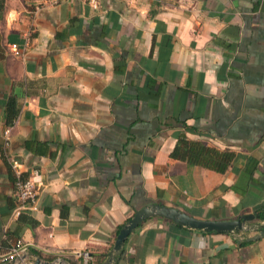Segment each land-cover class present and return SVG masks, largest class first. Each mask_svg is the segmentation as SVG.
<instances>
[{"label":"crops","instance_id":"1","mask_svg":"<svg viewBox=\"0 0 264 264\" xmlns=\"http://www.w3.org/2000/svg\"><path fill=\"white\" fill-rule=\"evenodd\" d=\"M183 140L225 169L170 157ZM20 174L34 226L16 220ZM150 203L264 227V0H0V254L19 240L11 264H80L84 251L112 264L116 229ZM255 232L149 217L117 264H264Z\"/></svg>","mask_w":264,"mask_h":264},{"label":"water","instance_id":"2","mask_svg":"<svg viewBox=\"0 0 264 264\" xmlns=\"http://www.w3.org/2000/svg\"><path fill=\"white\" fill-rule=\"evenodd\" d=\"M254 216L256 215L252 213H246L239 215L235 219H201L193 217L176 207L158 203H150L134 210L132 215L124 223H122L114 237L109 251L107 252V257L109 261H113L114 254L121 250L123 242L127 235L131 231H133L140 222L149 217H161L175 223L178 226L185 227L187 229L201 230L205 232H225L233 235L242 236L244 235L245 231H256L254 235L245 237V239L249 241L257 239L259 236L264 234V227L261 223H256L254 225L246 223ZM22 255L20 257H22ZM7 256L8 254H0V264H11L13 261L19 258L16 257L7 259ZM35 263L53 264L52 262L40 261L39 259H36Z\"/></svg>","mask_w":264,"mask_h":264},{"label":"trees","instance_id":"3","mask_svg":"<svg viewBox=\"0 0 264 264\" xmlns=\"http://www.w3.org/2000/svg\"><path fill=\"white\" fill-rule=\"evenodd\" d=\"M18 110L19 107L15 106L13 98L9 97L5 102L3 108L5 124H10L12 122L13 118H15V116L17 115ZM182 143L184 147H186V149H184L179 145H176L170 152V157L176 159H184L189 162H195L205 168H209L217 171H222L225 169L226 165L223 154H220L217 151H212L210 149H207L201 146L200 144L194 143L192 141L183 140ZM2 160L6 164V167L10 169V165L6 163V160L4 158H2ZM12 176L13 177H11V180L13 181V183H15L17 179H25L24 177L21 176V174L15 177L14 175ZM16 204H18V202ZM27 212H28L27 208L20 209L16 214L17 217L16 220L18 224L20 223V224H28L29 226H34L36 224V221L33 218H31L27 214ZM256 214L259 221L264 219V205L256 209ZM120 226H118V228L116 229V233L120 228ZM120 253L121 251L115 254L114 261L112 264H117Z\"/></svg>","mask_w":264,"mask_h":264},{"label":"built area","instance_id":"4","mask_svg":"<svg viewBox=\"0 0 264 264\" xmlns=\"http://www.w3.org/2000/svg\"><path fill=\"white\" fill-rule=\"evenodd\" d=\"M63 0H52L53 3H59ZM90 3L92 6L96 5V0H85ZM10 50L14 55L18 54V49L15 45H10ZM16 196L18 204L16 206L17 209L28 208L29 205L34 203L36 197V190L33 186L32 182L29 179H17L14 183ZM25 245L21 243L19 240H16L5 252L4 254H8L7 259L20 257L25 252ZM58 259V258H57ZM92 260V257L87 252L80 253V264H89ZM2 261V260H1ZM59 260L52 261L53 264H57Z\"/></svg>","mask_w":264,"mask_h":264}]
</instances>
